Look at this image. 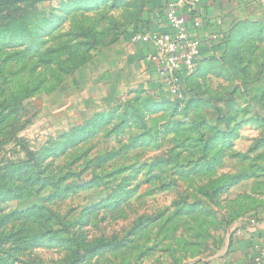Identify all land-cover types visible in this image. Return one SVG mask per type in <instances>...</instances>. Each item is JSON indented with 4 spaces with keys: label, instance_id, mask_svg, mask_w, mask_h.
<instances>
[{
    "label": "rangeland",
    "instance_id": "1",
    "mask_svg": "<svg viewBox=\"0 0 264 264\" xmlns=\"http://www.w3.org/2000/svg\"><path fill=\"white\" fill-rule=\"evenodd\" d=\"M236 1L175 95L144 0H0V264H214L264 222V0Z\"/></svg>",
    "mask_w": 264,
    "mask_h": 264
},
{
    "label": "built area",
    "instance_id": "2",
    "mask_svg": "<svg viewBox=\"0 0 264 264\" xmlns=\"http://www.w3.org/2000/svg\"><path fill=\"white\" fill-rule=\"evenodd\" d=\"M168 30L161 33H142L135 37L136 43L149 46L147 62L178 95L183 77L196 72L202 58L205 40L201 38L205 21L200 12L204 0H164ZM220 35H212L218 40ZM259 223L244 225L236 231V237L242 236V229L258 228ZM253 264H264V240L255 243L251 249Z\"/></svg>",
    "mask_w": 264,
    "mask_h": 264
},
{
    "label": "crops",
    "instance_id": "3",
    "mask_svg": "<svg viewBox=\"0 0 264 264\" xmlns=\"http://www.w3.org/2000/svg\"><path fill=\"white\" fill-rule=\"evenodd\" d=\"M146 3V14L148 22L144 27V33H161L168 30L166 21V4L164 0H144ZM237 5L236 0H204L200 6V12L205 21L204 29L201 31V38L205 40L204 56L210 53L216 44V40H211L212 35H224L227 33L228 22L232 17V7ZM149 46L137 43L136 50L141 51ZM138 65L139 69L141 63ZM151 66V65H150ZM154 70V69H152ZM158 77L161 76L154 70ZM163 80V79H162ZM165 83V82H164ZM264 222H260L258 228L242 229L241 237H234L231 252L224 258L219 259L214 264H253V244L263 242Z\"/></svg>",
    "mask_w": 264,
    "mask_h": 264
},
{
    "label": "trees",
    "instance_id": "4",
    "mask_svg": "<svg viewBox=\"0 0 264 264\" xmlns=\"http://www.w3.org/2000/svg\"><path fill=\"white\" fill-rule=\"evenodd\" d=\"M81 1H82V0H79V2L75 4L76 6H79V8H80V6L82 5V4H81ZM118 1H120V0H118ZM9 2H10V0H5V3L9 4ZM63 5H64V4H63ZM82 6H84V5H82ZM145 8H146V6H145ZM145 11H146V10H145ZM27 18H28V17H24V18H22V19L27 20ZM144 20H145L146 23L148 22L147 19H144ZM8 28H12V27H8ZM6 32H8V30H6ZM8 33H9V32H8ZM220 36H221V37H220L218 40L215 41V42H216L215 45H219V43H221L222 41H225V40H226V37H227V33L224 34V35H221V34H220ZM203 62H204V48H203V50H202V58H201V60H200V62H199V65H198V68H197L196 72L200 69V67L202 66ZM196 72H195V73H196ZM195 73H193V74H195ZM193 74H192V75H193ZM192 75L183 77V84H184V83L187 81V79H188L189 77H191ZM86 127H87V125H86ZM85 129H87V128H85Z\"/></svg>",
    "mask_w": 264,
    "mask_h": 264
}]
</instances>
